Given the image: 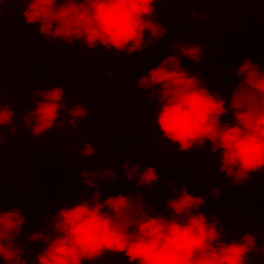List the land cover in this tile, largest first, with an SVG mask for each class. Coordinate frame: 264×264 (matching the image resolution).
I'll return each mask as SVG.
<instances>
[{"label":"trees","instance_id":"1","mask_svg":"<svg viewBox=\"0 0 264 264\" xmlns=\"http://www.w3.org/2000/svg\"><path fill=\"white\" fill-rule=\"evenodd\" d=\"M2 7L0 99L15 107L18 131L11 135L8 128L2 130L6 143L2 146L4 183L0 192L3 210L19 206L26 217L18 243L32 253L22 257L28 264H33L42 250V242L31 243L27 236L47 227L45 215L52 216L60 207L90 199L95 189L83 184L79 173L94 171L97 165L101 171L111 167L115 172L114 182L111 178L100 181L101 200L142 192L156 212H161L166 201L177 194L168 181L177 188L187 185L192 195L205 198L200 211L220 220L229 233L225 240L238 239L241 230L260 233L257 251L249 254L247 264H264V172L234 186L219 172L220 157L211 152L210 141L199 150L194 147L188 153L179 152L178 146L163 139L158 130V106L149 94L151 89L144 91L135 85L141 75L168 55L178 54L172 47L177 41L186 46L199 43L202 60L194 63L181 56V65L191 74L199 73L209 90L218 91L225 99L227 107L239 83L235 72L246 58L264 71V0L159 3L157 19L169 28L168 34L145 50L126 56L100 46L90 51L79 41L69 46L46 40L39 34L38 25H26L22 15L25 5L5 2ZM193 10L198 13L196 17ZM57 86L65 90V107L80 103L89 115L75 135H70L73 129L68 125L66 130L53 128L37 139L24 127L22 112L34 107V91ZM221 119L234 122L231 111ZM84 140L96 150L89 158L77 156L72 147H81ZM123 162L130 166L138 163L141 171L154 167L158 182L151 190L143 185L137 189L136 181L124 176ZM214 189L220 192L217 199L207 196ZM164 214L170 216L171 210ZM91 264L128 261L123 255L106 254Z\"/></svg>","mask_w":264,"mask_h":264},{"label":"clouds","instance_id":"2","mask_svg":"<svg viewBox=\"0 0 264 264\" xmlns=\"http://www.w3.org/2000/svg\"><path fill=\"white\" fill-rule=\"evenodd\" d=\"M5 2L25 5L22 15L26 25H38L46 40L69 46L79 41L90 51L100 46L126 56L145 50L168 34L169 28L157 19V4L193 0H0V18ZM197 15L193 10L192 16ZM172 47L178 54L168 55L135 83L138 89H151L149 94L158 106L155 123L162 138L177 145L181 153L194 147L199 150L210 141L211 152L220 157L219 172L234 186L264 172V71L246 58L235 72L239 83L226 107L225 99L218 91H210L199 73L191 74L181 65V56L199 63L202 46L177 41ZM2 80L0 75V88ZM31 95L34 107L22 112V123L37 139L53 128L66 130L68 125L73 129L70 135H75L89 115L80 103L65 107L62 87L36 90ZM229 111L234 122H223L221 118ZM15 116V107L0 99V189L4 183L2 146L6 143L2 130L6 127L11 135L16 134ZM72 147L83 158L96 152L87 140L81 147ZM122 168L127 180L136 181L137 189L143 185L151 190L159 180L152 166L141 171L138 163L130 166L123 162ZM79 175L83 184L95 190L90 199L45 215L47 227L27 236L31 243L42 242L33 264H91L106 254L123 255L128 264H247L249 254L257 251L260 233L241 230L238 239L225 240L229 233L220 220L200 211L205 198L192 195L187 185L177 188L168 181L177 194L166 201L164 211L171 210L166 216L164 211L156 212L142 192L101 200L100 181H115L111 167L101 171L97 165L96 170L80 171ZM219 195L214 189L207 196L217 199ZM25 220L19 206L3 210L0 192V264H28L22 257L32 253L18 243Z\"/></svg>","mask_w":264,"mask_h":264}]
</instances>
